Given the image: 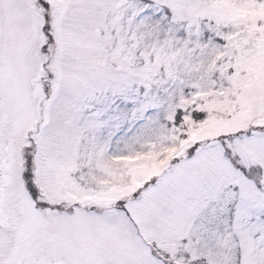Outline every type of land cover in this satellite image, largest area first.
<instances>
[{
  "label": "snow or ice",
  "instance_id": "obj_1",
  "mask_svg": "<svg viewBox=\"0 0 264 264\" xmlns=\"http://www.w3.org/2000/svg\"><path fill=\"white\" fill-rule=\"evenodd\" d=\"M0 264H264V0H0Z\"/></svg>",
  "mask_w": 264,
  "mask_h": 264
}]
</instances>
